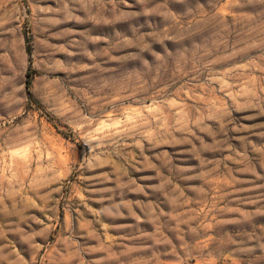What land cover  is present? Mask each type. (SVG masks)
Wrapping results in <instances>:
<instances>
[{
    "label": "rangeland",
    "instance_id": "1",
    "mask_svg": "<svg viewBox=\"0 0 264 264\" xmlns=\"http://www.w3.org/2000/svg\"><path fill=\"white\" fill-rule=\"evenodd\" d=\"M0 264H264V0H0Z\"/></svg>",
    "mask_w": 264,
    "mask_h": 264
},
{
    "label": "trees",
    "instance_id": "2",
    "mask_svg": "<svg viewBox=\"0 0 264 264\" xmlns=\"http://www.w3.org/2000/svg\"><path fill=\"white\" fill-rule=\"evenodd\" d=\"M25 86H26L27 96L31 100L32 99V92L30 90V78L28 76L25 79Z\"/></svg>",
    "mask_w": 264,
    "mask_h": 264
}]
</instances>
